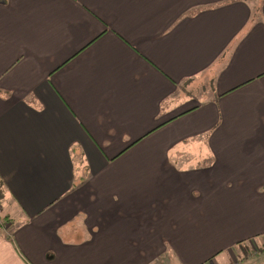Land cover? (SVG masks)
<instances>
[{"label": "crops", "instance_id": "1", "mask_svg": "<svg viewBox=\"0 0 264 264\" xmlns=\"http://www.w3.org/2000/svg\"><path fill=\"white\" fill-rule=\"evenodd\" d=\"M0 190V264H264V0L0 1Z\"/></svg>", "mask_w": 264, "mask_h": 264}, {"label": "rangeland", "instance_id": "2", "mask_svg": "<svg viewBox=\"0 0 264 264\" xmlns=\"http://www.w3.org/2000/svg\"><path fill=\"white\" fill-rule=\"evenodd\" d=\"M251 1L255 2V5L257 6L259 1H261V0H251ZM185 88L187 90L186 93H188L189 95L201 94V92L204 93V92L208 91V89H209L208 79H207V77H205V75L203 73L195 79V84H193L192 86H187ZM190 153H188V154H190ZM1 203H3V201L0 202V205H1ZM0 209H1V206H0ZM1 214L2 213L0 212V215ZM0 221H1V224H0V229H1V226L5 225L6 219L5 218L1 219V217H0ZM254 250H255V252L258 251L256 246L254 247Z\"/></svg>", "mask_w": 264, "mask_h": 264}, {"label": "trees", "instance_id": "3", "mask_svg": "<svg viewBox=\"0 0 264 264\" xmlns=\"http://www.w3.org/2000/svg\"><path fill=\"white\" fill-rule=\"evenodd\" d=\"M0 1L5 2L6 0H0ZM188 81H190V79ZM2 196H3V194H2V191L0 190V199H1Z\"/></svg>", "mask_w": 264, "mask_h": 264}, {"label": "built area", "instance_id": "4", "mask_svg": "<svg viewBox=\"0 0 264 264\" xmlns=\"http://www.w3.org/2000/svg\"><path fill=\"white\" fill-rule=\"evenodd\" d=\"M234 264H237V263H234Z\"/></svg>", "mask_w": 264, "mask_h": 264}]
</instances>
